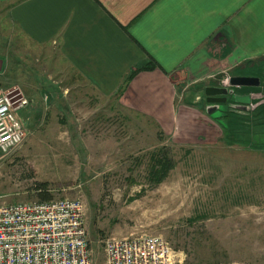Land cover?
<instances>
[{
	"label": "rangeland",
	"instance_id": "374dc122",
	"mask_svg": "<svg viewBox=\"0 0 264 264\" xmlns=\"http://www.w3.org/2000/svg\"><path fill=\"white\" fill-rule=\"evenodd\" d=\"M0 55V87L29 103L20 114L23 144L0 156V205L42 202L40 184L49 200H81L94 264L103 263L106 238L141 234L163 238L182 264H264L263 85L249 88V111L221 104L216 119L206 114L204 89L239 90L231 72L212 81L172 75L170 83L185 85L172 100L165 91L127 93L134 78L103 96L77 78L57 45L23 39L4 11ZM160 148L172 167L155 183L151 155Z\"/></svg>",
	"mask_w": 264,
	"mask_h": 264
},
{
	"label": "crops",
	"instance_id": "0c3cea01",
	"mask_svg": "<svg viewBox=\"0 0 264 264\" xmlns=\"http://www.w3.org/2000/svg\"><path fill=\"white\" fill-rule=\"evenodd\" d=\"M0 11L32 46L57 45L77 78L103 96L147 62L157 68L138 73L127 93L149 89L160 98L165 91L172 100L185 85L174 86L170 76L212 81L225 71L264 86V0H0ZM219 40L223 51L212 54ZM5 59L0 55L1 72ZM249 88L235 91L249 95Z\"/></svg>",
	"mask_w": 264,
	"mask_h": 264
},
{
	"label": "built area",
	"instance_id": "2783aa9c",
	"mask_svg": "<svg viewBox=\"0 0 264 264\" xmlns=\"http://www.w3.org/2000/svg\"><path fill=\"white\" fill-rule=\"evenodd\" d=\"M28 100L0 88V156L24 142L20 118ZM102 264H182L160 236L130 235L103 241ZM0 264H94L79 199L0 205Z\"/></svg>",
	"mask_w": 264,
	"mask_h": 264
},
{
	"label": "water",
	"instance_id": "95a60500",
	"mask_svg": "<svg viewBox=\"0 0 264 264\" xmlns=\"http://www.w3.org/2000/svg\"><path fill=\"white\" fill-rule=\"evenodd\" d=\"M232 87H258L260 85L259 78L255 77H234L229 81ZM206 114L211 118L216 119L221 114L214 112L221 110V104H225L227 97L230 96L235 104H228L229 108L240 111H249L250 95H239L234 93V90H228L224 87L208 86L204 89Z\"/></svg>",
	"mask_w": 264,
	"mask_h": 264
},
{
	"label": "trees",
	"instance_id": "16d2710c",
	"mask_svg": "<svg viewBox=\"0 0 264 264\" xmlns=\"http://www.w3.org/2000/svg\"><path fill=\"white\" fill-rule=\"evenodd\" d=\"M157 66L151 62L142 64L135 69L129 71V73L124 77L122 81L121 88L119 92H123L127 83L130 82L137 73L149 72L156 69ZM121 94V93H120ZM152 165L149 173V178L155 182L159 183L165 176L166 173L171 169V161L169 159L166 149L160 148L155 153L151 155ZM41 201H49V194L46 185L40 184L36 189Z\"/></svg>",
	"mask_w": 264,
	"mask_h": 264
},
{
	"label": "flooded vegetation",
	"instance_id": "af4514ba",
	"mask_svg": "<svg viewBox=\"0 0 264 264\" xmlns=\"http://www.w3.org/2000/svg\"><path fill=\"white\" fill-rule=\"evenodd\" d=\"M234 93L237 94V92H236L235 90H234ZM239 95H242V94L239 93ZM228 103H229V104H235L234 101L231 99L230 96L227 97L226 103H225L224 105H225V106H228V105H227ZM227 111H231V110L228 109ZM244 112H245V111H244Z\"/></svg>",
	"mask_w": 264,
	"mask_h": 264
}]
</instances>
